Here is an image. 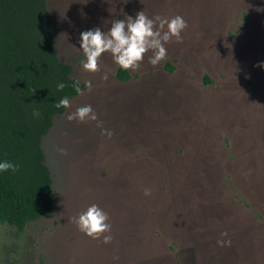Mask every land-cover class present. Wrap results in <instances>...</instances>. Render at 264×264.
<instances>
[{
  "label": "rangeland",
  "instance_id": "1",
  "mask_svg": "<svg viewBox=\"0 0 264 264\" xmlns=\"http://www.w3.org/2000/svg\"><path fill=\"white\" fill-rule=\"evenodd\" d=\"M44 2L83 94L40 139L51 211L20 231L0 223V264H264V0ZM140 11L183 17V43L124 81L108 53L83 71L81 33ZM86 105L97 120L67 119ZM93 204L110 243L72 222Z\"/></svg>",
  "mask_w": 264,
  "mask_h": 264
},
{
  "label": "trees",
  "instance_id": "2",
  "mask_svg": "<svg viewBox=\"0 0 264 264\" xmlns=\"http://www.w3.org/2000/svg\"><path fill=\"white\" fill-rule=\"evenodd\" d=\"M69 74L70 66L55 54L44 0H0V162L19 167L0 172V223L17 231L51 211L40 139L63 111L55 104L77 94ZM115 78L124 81L127 72L118 67Z\"/></svg>",
  "mask_w": 264,
  "mask_h": 264
},
{
  "label": "clouds",
  "instance_id": "3",
  "mask_svg": "<svg viewBox=\"0 0 264 264\" xmlns=\"http://www.w3.org/2000/svg\"><path fill=\"white\" fill-rule=\"evenodd\" d=\"M261 10L264 9H257V11ZM186 28L187 22L181 16L171 19L160 16L149 18L144 11H140L135 18L125 16L123 19L112 20L111 29L107 32H102L100 28L82 32L80 50L85 57L82 61V70L92 74L100 72V60L105 53L110 54L113 62L124 71H136L145 56L148 57V63L155 67L167 58V49L164 46L166 43L173 39L177 44L183 43L181 34ZM258 66L264 68V64ZM103 78L107 79V76ZM78 84V81L74 82L73 87L78 94H83ZM87 87L91 88V81L87 82ZM64 88L63 83L57 85L58 91H63ZM55 107L68 109L71 107L70 100L64 97L55 104ZM39 115L38 111L33 112L34 117ZM67 119L95 121L97 116L91 106L86 105L70 113ZM9 170L17 172L19 167L7 160L0 162V172ZM149 194L145 193V195ZM108 221L107 213L95 204L72 218V222L80 232L93 240H102L105 244L110 243L112 239L110 234L106 235L111 232Z\"/></svg>",
  "mask_w": 264,
  "mask_h": 264
}]
</instances>
